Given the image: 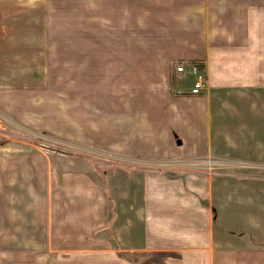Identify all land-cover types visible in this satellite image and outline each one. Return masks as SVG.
<instances>
[{"label": "crops", "instance_id": "obj_1", "mask_svg": "<svg viewBox=\"0 0 264 264\" xmlns=\"http://www.w3.org/2000/svg\"><path fill=\"white\" fill-rule=\"evenodd\" d=\"M42 39L46 64L71 70L9 75L0 53V117L156 168L121 169L128 189L111 190L0 142V264H264V0H144L139 17L49 24ZM199 159L217 172L185 168Z\"/></svg>", "mask_w": 264, "mask_h": 264}, {"label": "rangeland", "instance_id": "obj_2", "mask_svg": "<svg viewBox=\"0 0 264 264\" xmlns=\"http://www.w3.org/2000/svg\"><path fill=\"white\" fill-rule=\"evenodd\" d=\"M134 1L141 6H129V4H134ZM143 5L144 0H0V53L3 57L2 62L5 63L9 75L15 74L16 70L20 69L24 71H32L33 69V71H41L42 74L49 68L48 70L52 69V75L63 78L64 72L71 70L70 66H51L48 63L47 65L42 53V37L46 25H55L56 28L66 26L67 28L69 25L74 27L81 22L121 19L127 14H131L132 17H139L143 12ZM2 50L4 51L2 52ZM1 128L5 130L1 131ZM27 128L28 130L19 127L17 129L14 123L9 120L5 121L0 117V142L13 140L25 142L37 147L42 154L55 158L62 166L71 163L73 168H87L93 176L101 180L111 190L128 189L129 180L124 175V170H135L136 173H141L156 168V166L142 161L130 162L127 168L121 165H112L113 159L110 158L109 153L69 149V146L67 147L63 141L62 134L53 135L42 130L33 133L29 127ZM185 168L205 171L206 173H215L218 170L216 166L207 161L203 162L202 159H199L195 165ZM249 173L251 172L247 174ZM262 175H264V171ZM138 189L137 184L135 190ZM114 196L117 197L116 193ZM177 259L184 261L176 254L145 252L134 254V264H176ZM188 260L191 263L190 259Z\"/></svg>", "mask_w": 264, "mask_h": 264}, {"label": "built area", "instance_id": "obj_3", "mask_svg": "<svg viewBox=\"0 0 264 264\" xmlns=\"http://www.w3.org/2000/svg\"><path fill=\"white\" fill-rule=\"evenodd\" d=\"M190 72L195 76V81L190 89L191 94L197 95L206 87V78L202 69H199L196 65H191L189 68ZM176 71L183 72L184 68L182 65L176 66ZM208 163L213 165L211 159L206 160Z\"/></svg>", "mask_w": 264, "mask_h": 264}, {"label": "trees", "instance_id": "obj_4", "mask_svg": "<svg viewBox=\"0 0 264 264\" xmlns=\"http://www.w3.org/2000/svg\"><path fill=\"white\" fill-rule=\"evenodd\" d=\"M192 65H196L197 67H199V69H202V63L200 62H197V61H194V62H191Z\"/></svg>", "mask_w": 264, "mask_h": 264}]
</instances>
